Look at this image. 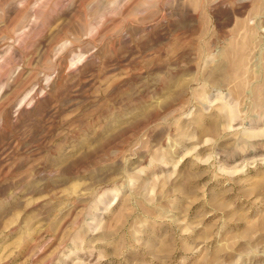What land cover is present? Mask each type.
Returning a JSON list of instances; mask_svg holds the SVG:
<instances>
[{"label":"rangeland","instance_id":"374dc122","mask_svg":"<svg viewBox=\"0 0 264 264\" xmlns=\"http://www.w3.org/2000/svg\"><path fill=\"white\" fill-rule=\"evenodd\" d=\"M0 264H264V0H0Z\"/></svg>","mask_w":264,"mask_h":264}]
</instances>
